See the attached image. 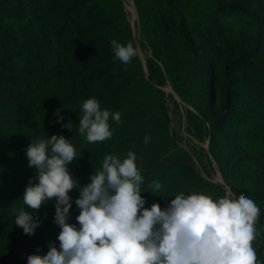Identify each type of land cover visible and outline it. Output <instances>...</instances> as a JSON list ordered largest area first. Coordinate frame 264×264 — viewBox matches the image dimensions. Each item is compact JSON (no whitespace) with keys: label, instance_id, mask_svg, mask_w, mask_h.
Returning a JSON list of instances; mask_svg holds the SVG:
<instances>
[{"label":"rangeland","instance_id":"374dc122","mask_svg":"<svg viewBox=\"0 0 264 264\" xmlns=\"http://www.w3.org/2000/svg\"><path fill=\"white\" fill-rule=\"evenodd\" d=\"M113 39L137 49L130 65ZM93 97L122 122L88 143L78 117ZM52 135L76 149L68 168L81 186L106 154L134 151L146 208L181 191L246 195L261 209L253 247L264 260V0H0V263L59 248L55 200L38 212L22 200L35 176L25 149ZM69 195L79 227V188ZM21 208L40 217L34 235L15 224Z\"/></svg>","mask_w":264,"mask_h":264},{"label":"clouds","instance_id":"9594fccd","mask_svg":"<svg viewBox=\"0 0 264 264\" xmlns=\"http://www.w3.org/2000/svg\"><path fill=\"white\" fill-rule=\"evenodd\" d=\"M111 45L114 58L126 66L138 55L131 42L123 45L113 39ZM62 110L57 109L56 115ZM78 119V133L88 143L110 139L109 121L122 122L119 111L102 109L95 97L82 103ZM57 123L72 131L71 120L64 124L61 118ZM149 140L146 136L145 145ZM25 152L35 176L24 191L23 204L38 212L55 200L54 223L60 228L59 248L50 243L46 255H30L28 264H264L253 247L261 235L256 227L261 209L244 194L237 198L226 193L214 199L181 191L165 208L159 203L146 208L144 178L134 151L129 150L123 160L106 154L102 168L86 186L79 185L69 171L77 153L63 135L31 141ZM149 187L154 195L162 189L158 181ZM77 188L79 227L68 223L69 193ZM15 224L31 236L41 220L21 208Z\"/></svg>","mask_w":264,"mask_h":264},{"label":"trees","instance_id":"16d2710c","mask_svg":"<svg viewBox=\"0 0 264 264\" xmlns=\"http://www.w3.org/2000/svg\"><path fill=\"white\" fill-rule=\"evenodd\" d=\"M0 264H9V262L8 261H2Z\"/></svg>","mask_w":264,"mask_h":264},{"label":"bare ground","instance_id":"6f19581e","mask_svg":"<svg viewBox=\"0 0 264 264\" xmlns=\"http://www.w3.org/2000/svg\"><path fill=\"white\" fill-rule=\"evenodd\" d=\"M177 97V96H176ZM178 99V98H177ZM221 180V179H220Z\"/></svg>","mask_w":264,"mask_h":264}]
</instances>
